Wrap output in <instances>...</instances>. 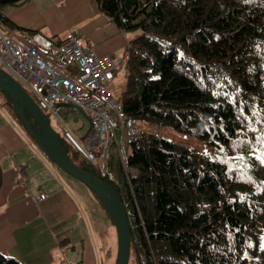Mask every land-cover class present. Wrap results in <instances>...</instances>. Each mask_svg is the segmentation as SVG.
<instances>
[{
	"label": "trees",
	"instance_id": "1",
	"mask_svg": "<svg viewBox=\"0 0 264 264\" xmlns=\"http://www.w3.org/2000/svg\"><path fill=\"white\" fill-rule=\"evenodd\" d=\"M27 1L0 0V26L15 29L3 8ZM94 1L118 28L140 31L126 49L122 114L211 151L137 128L130 137L122 125L134 174L120 159L111 165L109 150L107 169L93 166L60 136L69 160L119 196L131 234L128 264H264V164L252 155L264 156L257 142L264 141V0ZM0 264L22 263L0 251Z\"/></svg>",
	"mask_w": 264,
	"mask_h": 264
},
{
	"label": "crops",
	"instance_id": "2",
	"mask_svg": "<svg viewBox=\"0 0 264 264\" xmlns=\"http://www.w3.org/2000/svg\"><path fill=\"white\" fill-rule=\"evenodd\" d=\"M3 10L14 37L41 51L78 30L95 54L128 55L132 32L110 22L94 0H28ZM0 167V251L22 264H112V222L98 198L47 158L1 97Z\"/></svg>",
	"mask_w": 264,
	"mask_h": 264
},
{
	"label": "built area",
	"instance_id": "3",
	"mask_svg": "<svg viewBox=\"0 0 264 264\" xmlns=\"http://www.w3.org/2000/svg\"><path fill=\"white\" fill-rule=\"evenodd\" d=\"M80 32L75 30L63 42L53 44L49 51L17 40L11 30L0 26V71L14 78L32 97L35 103L57 119L58 103L71 106L73 113L82 109L90 118L92 128L83 142L58 119L61 134L78 152L81 159L102 170L108 167V150L113 142L117 116L121 126L128 130L130 137L136 136L134 121L126 118L120 108L119 100L111 99L105 86L114 79L115 71L126 62L125 57L99 56L91 49L83 47ZM78 66L76 74L62 69ZM118 159L127 170V152L122 138H115ZM20 175L24 173L20 171ZM40 194L37 199H44Z\"/></svg>",
	"mask_w": 264,
	"mask_h": 264
},
{
	"label": "water",
	"instance_id": "4",
	"mask_svg": "<svg viewBox=\"0 0 264 264\" xmlns=\"http://www.w3.org/2000/svg\"><path fill=\"white\" fill-rule=\"evenodd\" d=\"M0 91L10 98L23 127L47 158L98 196L115 225L117 235L115 264H128L131 234L125 210L117 193L101 179L69 160L66 147L61 143L59 133L50 124L49 117L14 78L2 71H0ZM80 113L86 116L82 109ZM89 128H92L91 123Z\"/></svg>",
	"mask_w": 264,
	"mask_h": 264
},
{
	"label": "rangeland",
	"instance_id": "5",
	"mask_svg": "<svg viewBox=\"0 0 264 264\" xmlns=\"http://www.w3.org/2000/svg\"><path fill=\"white\" fill-rule=\"evenodd\" d=\"M131 32H132L133 36H136V34L140 33V31H138V30H132ZM31 40H32L33 44L39 43V38H37L36 40H35V38H32ZM81 43L84 44L83 42H81ZM62 69L66 70V66H63ZM75 69H76L75 71L78 73L79 68L76 67ZM126 70H127V65L124 64L121 67V69L119 70V73L117 74V76L115 77V80L109 82L105 86V90L107 91V93L109 94L111 99L113 98V99L119 100L120 93L122 91V90L119 91V88L122 86V83L125 79L124 76H125ZM118 92H119V95H118ZM0 93H1V91H0ZM60 104L61 103H58V109L56 111L57 119L63 125H65L69 130H71L72 133L74 134V136L79 141L83 142L85 135L90 130L89 129V125H90L89 120L87 119L86 116H84L81 113H78V114L73 113L69 104L63 103L65 105H67V107L66 106L60 107ZM46 115H48L49 120H50V124L52 125L54 130L57 133H59V135H60L61 134V127H60V124L58 123L57 119H55L54 116L50 112H46ZM117 120L118 121L114 127L115 128L114 129L115 135L113 134V142H112L111 146L109 147V163L111 165L113 164V166H115V164H118V161H117L118 154H117V147H116V143H115V138L120 140L121 136H122L121 119H120L119 115L117 116ZM134 125H135V128H137V129H142L144 131L153 132L154 134L164 136V137L169 138V139L176 141L178 143H182V144H186L188 146H191L194 149H198V150L203 151V152H211L210 147L208 145H206L203 141H196L193 139L192 136H189V135H186L182 132L176 131L175 129H173L171 127L159 126V125H156L155 123H151V125L150 124L147 125V124L139 122L137 120L134 121ZM128 138H129V136H128L127 132L125 131L124 140L126 143L125 148L127 151L129 149V146L127 144ZM91 192H93V191H91ZM107 217L109 218L108 215L106 216V218ZM108 218H107V221H111V219L109 218L110 219L109 220ZM116 251H117V235H116L115 226L113 224L112 225V264H115V261H116Z\"/></svg>",
	"mask_w": 264,
	"mask_h": 264
},
{
	"label": "snow or ice",
	"instance_id": "6",
	"mask_svg": "<svg viewBox=\"0 0 264 264\" xmlns=\"http://www.w3.org/2000/svg\"><path fill=\"white\" fill-rule=\"evenodd\" d=\"M217 93H214V95H216ZM241 114H243L242 113V110H241ZM254 115H255V113H254ZM254 130V129H253ZM257 142L258 143H262V142H264V141H261V139H260V137H258L257 138ZM221 151H223V149H221ZM252 155H254L255 156V158L257 159V160H259L262 164H264V156H261V155H257V154H255V153H253ZM235 159H237V160H240V161H243V157H236ZM230 170H231V168H230ZM248 179H251V177H248ZM241 199L243 200L244 199V197L243 196H241ZM261 240H262V243H261V247L262 248H264V237H261Z\"/></svg>",
	"mask_w": 264,
	"mask_h": 264
},
{
	"label": "clouds",
	"instance_id": "7",
	"mask_svg": "<svg viewBox=\"0 0 264 264\" xmlns=\"http://www.w3.org/2000/svg\"><path fill=\"white\" fill-rule=\"evenodd\" d=\"M127 55V54H126ZM126 55H124L123 57H125ZM126 58H128V55L126 56ZM127 61V60H126Z\"/></svg>",
	"mask_w": 264,
	"mask_h": 264
}]
</instances>
